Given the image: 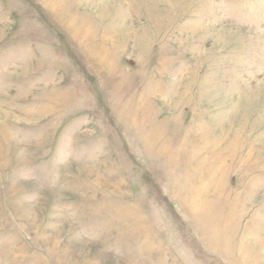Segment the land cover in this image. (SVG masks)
I'll use <instances>...</instances> for the list:
<instances>
[{
	"label": "rangeland",
	"instance_id": "rangeland-1",
	"mask_svg": "<svg viewBox=\"0 0 264 264\" xmlns=\"http://www.w3.org/2000/svg\"><path fill=\"white\" fill-rule=\"evenodd\" d=\"M0 264H264V0H0Z\"/></svg>",
	"mask_w": 264,
	"mask_h": 264
}]
</instances>
